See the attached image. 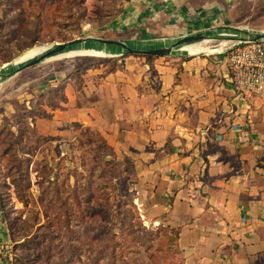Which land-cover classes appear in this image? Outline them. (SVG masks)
<instances>
[{"label":"crops","instance_id":"1","mask_svg":"<svg viewBox=\"0 0 264 264\" xmlns=\"http://www.w3.org/2000/svg\"><path fill=\"white\" fill-rule=\"evenodd\" d=\"M261 3L125 0L126 23L165 14L160 36L131 39L156 44L236 25ZM260 12L264 21V5ZM173 21L183 30L168 37ZM228 54L222 47L85 60L53 78L65 100L47 108L48 117H34L40 135L62 136L80 126L100 136L129 168L125 177L141 216L178 230L183 264H264V100L239 91Z\"/></svg>","mask_w":264,"mask_h":264},{"label":"rangeland","instance_id":"2","mask_svg":"<svg viewBox=\"0 0 264 264\" xmlns=\"http://www.w3.org/2000/svg\"><path fill=\"white\" fill-rule=\"evenodd\" d=\"M263 5L233 23L264 29ZM126 8L125 0H0V70L75 37L161 35L165 14L157 10L154 20L138 15L126 23ZM169 30L173 37L183 28L173 21ZM95 58L104 57L45 60L0 83V264H183L175 228L159 230L164 225L141 216L129 168L96 134L74 126L66 135H40L34 127L35 115L55 101L53 78Z\"/></svg>","mask_w":264,"mask_h":264},{"label":"water","instance_id":"3","mask_svg":"<svg viewBox=\"0 0 264 264\" xmlns=\"http://www.w3.org/2000/svg\"><path fill=\"white\" fill-rule=\"evenodd\" d=\"M212 40H226L231 45L243 42H264V29H252L238 25H218L205 28L171 39L167 44H143L137 40L120 38H103L98 36H81L65 41L49 44L40 52L18 63L8 62L0 70V83L20 71L45 61L66 51L78 48L95 49L103 52L100 57H117L124 54L151 56L183 55L179 53L180 46L187 43H197ZM228 47L227 49H229ZM91 56V55H90Z\"/></svg>","mask_w":264,"mask_h":264},{"label":"built area","instance_id":"4","mask_svg":"<svg viewBox=\"0 0 264 264\" xmlns=\"http://www.w3.org/2000/svg\"><path fill=\"white\" fill-rule=\"evenodd\" d=\"M226 49L230 74L239 91L264 100V42L230 44Z\"/></svg>","mask_w":264,"mask_h":264},{"label":"bare ground","instance_id":"5","mask_svg":"<svg viewBox=\"0 0 264 264\" xmlns=\"http://www.w3.org/2000/svg\"><path fill=\"white\" fill-rule=\"evenodd\" d=\"M169 41H170V39H168V38H162V39L154 40V42L156 44H158V45L167 44ZM206 42H208V41L197 42V43H187L185 45L180 46L179 49H178V52L179 53H187V54L188 53H199L201 51L202 52L203 51L206 52V51L211 50V49H214V50L220 49V48H222L224 45H226L228 43L226 40H220L217 45H214V47H212L213 45L209 46L208 44H206ZM44 48H42V49H44ZM75 55L103 56V52L95 50V49H87V48H82L81 47V48H78V49H73V50H70V51L63 52L61 54H58V55L53 56L51 58H48L46 60H51L53 58L75 56Z\"/></svg>","mask_w":264,"mask_h":264},{"label":"trees","instance_id":"6","mask_svg":"<svg viewBox=\"0 0 264 264\" xmlns=\"http://www.w3.org/2000/svg\"><path fill=\"white\" fill-rule=\"evenodd\" d=\"M152 56H150V55H146V58H151ZM117 57H113V59H116ZM110 58L108 57V58H95L93 61L94 62H99V61H106V60H109ZM59 86H53L52 88H51V91L49 92V94H50V96H52L54 99H55V101H52L51 100V102H50V109H54L55 107H58L59 106V101H64L65 100V96H64V93H63V90H62V85L61 84H58ZM60 92V93H59ZM59 93V94H58ZM60 96V99H59V97H58V99L59 100H56V97L57 96ZM42 105V104H41ZM50 115V113L49 112H46V113H43V114H37V115H35V116H40V117H48ZM28 117H30V115H27L26 114V116H25V118H28ZM6 118H7V116L4 114L3 115V117H2V120L4 121V120H6ZM35 127V126H34ZM97 137H98V140H100V142H101V145L102 146H104L108 151H109V153L113 156V154H112V151L106 146V144H105V142H104V140L100 137V136H98V135H96ZM7 149V148H6ZM5 151L6 150H3V153H5ZM2 153V154H3ZM95 208L96 207H88L87 209H86V212L87 213H95L94 212V210H95ZM93 211V212H92ZM100 213V212H99ZM157 229H159V230H168V229H171L170 227H168V226H160V227H158ZM156 231H158V230H156ZM177 235H178V230L177 229H175V232H174V238L172 239L173 241H174V246L176 247V250L178 251V253L180 254V259H181V261H182V263H183V259H182V256H181V251H180V249L178 248V246H177V243H176V239H177ZM134 241H138V240H134ZM135 261V260H134ZM133 261V262H134ZM132 262V263H133ZM112 264H115V262L114 263H112Z\"/></svg>","mask_w":264,"mask_h":264}]
</instances>
